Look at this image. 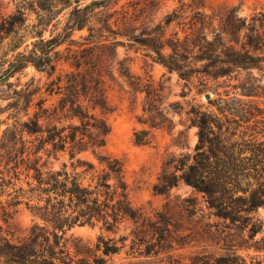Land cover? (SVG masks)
<instances>
[{
	"label": "rangeland",
	"instance_id": "1",
	"mask_svg": "<svg viewBox=\"0 0 264 264\" xmlns=\"http://www.w3.org/2000/svg\"><path fill=\"white\" fill-rule=\"evenodd\" d=\"M23 1L31 4L39 0H0V17L15 13ZM25 14L29 24L37 22L35 13L26 10ZM66 14L60 16L61 25L53 23L46 38H50L51 31L61 32ZM97 14L91 24L93 31L76 32L73 43L69 41L57 50V72L51 78L29 66L0 83V184L3 178L12 177H7L12 165L6 164L16 151L24 142L29 147L37 140L26 133L21 138V125L29 118L36 116L45 130L79 125L78 119H69V106L62 102L66 92L63 89L60 93L58 77H62L64 86L66 75L75 72L70 64L81 59L98 72L113 111L105 116L112 131L104 155L122 162L129 200L134 209L144 213L148 224L142 227L126 220L114 232L103 230L101 224L77 226L67 235L71 254L90 264H192L196 259L219 258L233 249L249 264L264 261V253L252 247L264 239L263 208L256 213L263 230L252 241L247 230L215 217L203 196L184 182L163 195L155 191L164 173L175 172L179 159L186 157L192 162L198 143L190 115L194 109L214 112L216 108L210 101L237 99L255 108L264 121V55L257 68L235 70L217 81L205 76L207 62H198L199 46L203 44L199 38L203 36L208 41L220 38L218 44L241 49L247 31L236 35L235 28L243 22L251 26L254 17L258 25L263 24L264 0H112ZM162 43L166 44L163 55H173L180 71L168 70L153 52ZM168 45L179 50L178 54ZM7 54L5 43L0 47V66ZM29 83L32 91H38L26 112L27 101L20 93ZM242 86L254 90L255 96H244ZM91 114L104 116L99 111ZM253 126L240 129L239 135L246 132L247 139L255 138L254 132L264 130L263 123L254 128L256 131ZM137 139H142L144 145H137ZM76 159L93 164L99 172L106 166L91 150L79 153ZM48 163L52 171L64 164L72 171L68 152L52 156ZM84 169L78 167L77 173ZM90 179L91 175L85 176L84 184ZM10 204V197L0 199V228L4 236L21 239L28 234L33 218L25 205ZM101 237L111 239L120 248L119 254L105 256L98 250Z\"/></svg>",
	"mask_w": 264,
	"mask_h": 264
},
{
	"label": "trees",
	"instance_id": "2",
	"mask_svg": "<svg viewBox=\"0 0 264 264\" xmlns=\"http://www.w3.org/2000/svg\"><path fill=\"white\" fill-rule=\"evenodd\" d=\"M88 1L91 2L87 4ZM111 2H20L15 13L0 17V47L6 43L8 48L0 66V83L9 81L29 66L51 78L57 72V50L69 41L73 43L71 39L76 32L93 31L91 24L98 15L97 11ZM26 10L36 14V23H28ZM66 11L61 32L51 31L50 38H46L54 22L61 25L60 16ZM258 21L254 17L251 26L246 27V22H243L235 28L236 35L247 31L241 49L218 44L217 41L222 42L220 38L217 41H208L205 36L199 38L203 44L199 46L198 62H207L205 76L217 81L235 70L258 67L261 55H264V23L258 25ZM105 25L107 27L108 22ZM238 39L239 36L236 43ZM29 41L33 42L28 44ZM164 47L166 44L162 43L161 48L157 47L153 52L168 70L180 71L173 55H163ZM168 47L175 55L178 54L179 50ZM70 66L75 72L66 75L64 86V80L58 77V86L62 84L60 93L63 89L66 92L62 102L65 107L69 106V119H78L79 125L45 130L36 116L21 125V138L26 133L37 137V140L29 147L24 142L21 150L16 151L8 162L10 164H6L7 167L12 165L7 175L12 177L2 179L0 199L10 197V207L25 205L33 218V225L25 237L16 240L4 236L0 228V264H90L85 258L71 254L67 235L72 229L101 224L103 230L114 232L126 220L142 227L148 224L144 213L134 209L129 200L122 162L104 155L112 131L105 116L113 112L107 102L104 83L91 64L78 59ZM31 86L27 84L20 93L27 101L26 112L38 91H32ZM242 89L244 96H255L254 90L252 92L244 86ZM209 103L216 108L214 112L194 109L190 113L192 126L198 135L192 162L186 157L179 159L175 172L164 173L155 191L163 195L179 182H184L203 196L215 217L247 230L249 239L253 241L263 230L261 222L256 220V213L264 209V130L254 132L257 136L249 139L246 132L239 134L242 133L240 129H249L251 124H254L252 130L256 131L259 124H264L263 117L256 113L255 108L237 99L228 101L220 98V103ZM91 111H99L104 116L98 118ZM136 144L144 145V142L137 139ZM88 150L98 157L102 165H106L102 171H97L93 164L76 159L79 153ZM60 152L69 153L72 171L66 164L58 171L48 168L49 160ZM78 167L85 169L77 173ZM87 175H91V179L84 184ZM112 180L115 185L110 183ZM9 189L13 191L9 192ZM7 216L11 214L7 213ZM252 247L256 252L264 253V239ZM97 248L105 256L120 252L111 239L102 237ZM228 250V254L219 258L196 259L192 264H249L233 249ZM256 264H264V261Z\"/></svg>",
	"mask_w": 264,
	"mask_h": 264
},
{
	"label": "water",
	"instance_id": "3",
	"mask_svg": "<svg viewBox=\"0 0 264 264\" xmlns=\"http://www.w3.org/2000/svg\"><path fill=\"white\" fill-rule=\"evenodd\" d=\"M206 99L207 100H209L210 99V95L208 94V95H206Z\"/></svg>",
	"mask_w": 264,
	"mask_h": 264
}]
</instances>
